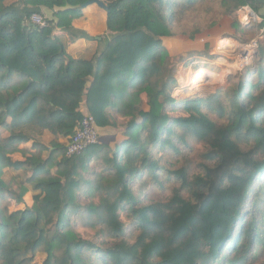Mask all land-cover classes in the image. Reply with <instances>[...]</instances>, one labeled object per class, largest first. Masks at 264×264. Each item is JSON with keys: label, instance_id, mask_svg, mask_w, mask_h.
<instances>
[{"label": "trees", "instance_id": "16d2710c", "mask_svg": "<svg viewBox=\"0 0 264 264\" xmlns=\"http://www.w3.org/2000/svg\"><path fill=\"white\" fill-rule=\"evenodd\" d=\"M86 1L0 0V264H264V48L235 83L176 101L161 41L193 40L184 18L206 3L230 17L264 0H112L92 61L69 57L53 33L82 36L72 22ZM66 5L77 8L53 12ZM31 14L48 25H28ZM83 101L96 145L67 156L53 143L44 161L19 149L38 150L44 133L68 140ZM28 192L32 207L8 212Z\"/></svg>", "mask_w": 264, "mask_h": 264}, {"label": "rangeland", "instance_id": "374dc122", "mask_svg": "<svg viewBox=\"0 0 264 264\" xmlns=\"http://www.w3.org/2000/svg\"><path fill=\"white\" fill-rule=\"evenodd\" d=\"M210 5L206 3L204 6H199L187 13L184 18L182 27L187 31L188 35L192 33L191 24L196 23L198 26L199 34L194 37L193 40L189 39L187 35H176L171 38L162 39V45L166 49L169 57V70H172V76L177 81V86L173 91V98L176 101L185 98H194L195 94L198 96H205L209 93L214 92L218 88H223L229 86L232 83L236 82V77L240 76L245 69L255 67L258 59V50L259 48H264V40L258 45V48L255 52L253 58L248 62V65L241 68V64L235 59L234 55L230 52L227 53L224 50L218 49L217 45L221 41L225 42L230 41L232 44H246L253 39L257 32L263 27L262 25H249L243 27L239 24L236 18V11L232 16L221 15L222 9L219 8V5H212V12L207 13V9ZM238 23L240 27L245 28L243 31L234 30L232 28L233 23ZM179 34V33H177ZM235 42V43H233ZM215 52L220 53V55L214 54ZM223 56V61L216 62V58ZM211 61V62H210ZM186 62V63H185ZM200 62H210L212 66L202 65ZM208 70L209 77L207 80L198 81V72L201 70ZM199 68V69H198ZM206 70V71H207ZM185 81H184V80ZM179 80H183L181 85L184 89L183 92H179ZM204 83V84H202ZM83 105V104H82ZM82 109H84L82 107ZM67 138L65 139H56L49 133H44L41 136V146L38 150H33L31 143H25L19 145V149L27 152V154L34 155L40 161L47 159L49 152L53 150V143H58L66 147ZM33 151V152H32ZM14 160L20 161L22 155L17 153L12 156ZM56 168H53L50 171L51 175H54ZM17 175L16 172L3 169L2 179L4 181H13L12 176ZM15 187V185H14ZM150 194L154 197H160L166 199L169 195V191H150ZM160 200V199H156ZM33 205L32 202V193L28 192L23 197L22 204H15L13 201L8 206V212L13 213L17 211H23L25 209H30ZM80 233L82 230L78 229ZM93 234V233H92ZM45 259V255H35L32 258L30 264H42Z\"/></svg>", "mask_w": 264, "mask_h": 264}, {"label": "crops", "instance_id": "0c3cea01", "mask_svg": "<svg viewBox=\"0 0 264 264\" xmlns=\"http://www.w3.org/2000/svg\"><path fill=\"white\" fill-rule=\"evenodd\" d=\"M98 1L103 3L106 7V5L112 0ZM4 6L19 8L21 6V0H4ZM50 18L53 20L52 17ZM106 20V11L99 8L97 5L92 4L82 9L80 16L74 19L72 22V30L76 33H80L82 36L75 37L56 28L54 29L53 33L60 38L64 45V50L69 57L75 60L92 61L99 55L100 52L103 51L106 46V42L109 39ZM220 42L223 41L220 40ZM214 54H216L217 56L220 55V53L218 54V52H215ZM223 58V56H221V58L217 57L216 62L214 61V64L219 61L222 62ZM82 107L84 109H82ZM80 110L82 113L87 112L84 101L81 103Z\"/></svg>", "mask_w": 264, "mask_h": 264}, {"label": "built area", "instance_id": "2783aa9c", "mask_svg": "<svg viewBox=\"0 0 264 264\" xmlns=\"http://www.w3.org/2000/svg\"><path fill=\"white\" fill-rule=\"evenodd\" d=\"M236 18L240 25L247 27L251 24L253 25H262L263 27L257 32L251 41L246 44L238 45L237 50L230 52L233 54L235 59L241 64V68L248 65L247 61H250L258 48V45L264 40V17L258 16L250 6L244 5L237 9ZM50 19H47L41 14H31L27 19L28 25L43 28L48 25ZM229 53V52H227ZM202 65H211L210 62H200ZM203 84V83H202ZM184 89L179 87V92H182ZM178 92L175 89V92ZM99 142V129L96 126L94 118L88 114L83 113V117L73 133V135L68 139L66 145V155L67 156H76L81 154L85 149L90 146L96 145Z\"/></svg>", "mask_w": 264, "mask_h": 264}, {"label": "water", "instance_id": "95a60500", "mask_svg": "<svg viewBox=\"0 0 264 264\" xmlns=\"http://www.w3.org/2000/svg\"><path fill=\"white\" fill-rule=\"evenodd\" d=\"M92 4H95L97 5L99 8L103 9V10H107V7L104 6L103 3H101L100 1L98 0H88L86 1L84 4L81 5V9H84ZM77 7H72V6H69V5H66L64 7H54L53 9V12L54 13H59V12H65V11H68V10H72V9H75ZM258 16L260 17H264V7L262 9H260L258 12H257Z\"/></svg>", "mask_w": 264, "mask_h": 264}, {"label": "bare ground", "instance_id": "6f19581e", "mask_svg": "<svg viewBox=\"0 0 264 264\" xmlns=\"http://www.w3.org/2000/svg\"><path fill=\"white\" fill-rule=\"evenodd\" d=\"M217 47H218V49L224 50L225 52H230V51L232 52L233 50H235V51L237 50L238 45L232 44V42H229V41H227V42L225 41V42H220ZM206 70H201L198 72V75H197L198 81H203V80L208 79L209 73H208V70L207 71Z\"/></svg>", "mask_w": 264, "mask_h": 264}]
</instances>
